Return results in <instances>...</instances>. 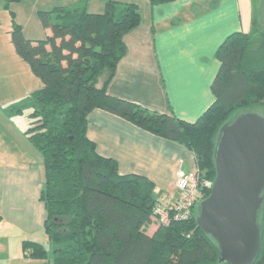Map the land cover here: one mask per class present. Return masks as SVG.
I'll list each match as a JSON object with an SVG mask.
<instances>
[{
    "label": "trees",
    "instance_id": "1",
    "mask_svg": "<svg viewBox=\"0 0 264 264\" xmlns=\"http://www.w3.org/2000/svg\"><path fill=\"white\" fill-rule=\"evenodd\" d=\"M17 1L6 0L7 8ZM149 1L154 6L175 0ZM38 16L51 30L43 40L26 38L13 20L14 50L42 82L14 109L22 112L16 108L22 104L31 109L26 133L43 156L40 199L46 209L44 229L54 245L52 263L227 264L219 262L217 242L198 227L197 209L187 220L146 231L157 197L165 192L146 176L121 174L116 160L100 155L88 136V121L101 109L180 144L193 153L201 177L214 182L222 126L241 113L264 110V24L259 15L253 23L260 27L258 45L251 33L235 32L217 49L220 66L211 85L215 100L195 122L107 93L106 85L127 53L125 37L141 24L137 4L109 0L102 13H90L80 1ZM104 75L107 80L99 86ZM259 225L262 245L253 264H264V204ZM23 248L33 258L49 256L39 243L25 242Z\"/></svg>",
    "mask_w": 264,
    "mask_h": 264
},
{
    "label": "crops",
    "instance_id": "2",
    "mask_svg": "<svg viewBox=\"0 0 264 264\" xmlns=\"http://www.w3.org/2000/svg\"><path fill=\"white\" fill-rule=\"evenodd\" d=\"M4 1L0 5L6 6ZM22 1L8 7L21 27L25 24L19 18ZM34 1L27 10L23 6L22 13L31 12L34 18L37 11L80 1L87 3L90 13L104 11L98 12V6L93 9L98 0ZM108 1L99 0V8ZM113 1L137 4L142 21L125 37L127 53L107 83V93L195 122L215 100L211 85L220 66L217 49L235 32L253 33L258 15L253 0H175L154 6L149 0ZM106 80V75L101 77L99 86ZM87 133L100 155L117 161L121 174L146 176L165 193L176 192L179 172L191 171L189 163L194 162L193 153L184 146L101 109L89 115ZM19 156L0 136V264H53L50 255L33 258L23 248L25 242L46 246L50 241L40 199L44 180H31L23 158L16 163Z\"/></svg>",
    "mask_w": 264,
    "mask_h": 264
},
{
    "label": "water",
    "instance_id": "3",
    "mask_svg": "<svg viewBox=\"0 0 264 264\" xmlns=\"http://www.w3.org/2000/svg\"><path fill=\"white\" fill-rule=\"evenodd\" d=\"M216 179L197 206L198 227L219 247V262L253 264L262 245L264 116L244 112L220 129L214 152Z\"/></svg>",
    "mask_w": 264,
    "mask_h": 264
},
{
    "label": "rangeland",
    "instance_id": "4",
    "mask_svg": "<svg viewBox=\"0 0 264 264\" xmlns=\"http://www.w3.org/2000/svg\"><path fill=\"white\" fill-rule=\"evenodd\" d=\"M98 1L93 2L92 5H94V10L96 6H98L97 10L101 9L98 10V12H100L104 10L105 3L102 8H99L101 4H99ZM4 2L6 4V1ZM32 2L35 1L23 0L19 11L21 12L19 13L21 14L19 18L25 23L22 26V30H24L23 34L30 40H43L51 35V30L43 27L38 18V11L34 14V18L30 15L31 12L25 11L22 13L24 10L23 6L25 10H27L28 4L31 6ZM253 2L255 11L260 18V24L263 25L264 0H253ZM11 12L12 9L0 5V136L14 151L16 149L21 153L26 169H29L31 172V180H37L39 182L45 180L43 156L26 133L27 129L31 126V109L27 107V105L21 103L22 105L20 107L16 106V108H21L22 112H17L14 106L20 103L24 98L30 96L34 90L39 88L38 86L42 82L34 75L29 64L22 60L14 50L11 33L13 29V20L16 23L17 21L15 20V15ZM258 15L254 18L256 19ZM252 32L251 41L253 45L256 46L261 40L260 27H253ZM25 93L29 94L22 98L21 96ZM257 111L259 110L257 109ZM258 114L264 116V110L259 111ZM21 157L19 156L16 163L22 160ZM189 168L191 171L199 172L194 162L189 163ZM157 227V223L153 219L152 224L146 231L153 233ZM43 246L51 256L54 245L49 242L46 246Z\"/></svg>",
    "mask_w": 264,
    "mask_h": 264
},
{
    "label": "built area",
    "instance_id": "5",
    "mask_svg": "<svg viewBox=\"0 0 264 264\" xmlns=\"http://www.w3.org/2000/svg\"><path fill=\"white\" fill-rule=\"evenodd\" d=\"M213 183L203 179L198 171L179 172L176 192L158 195L152 221L157 226H168L173 221L189 219Z\"/></svg>",
    "mask_w": 264,
    "mask_h": 264
}]
</instances>
